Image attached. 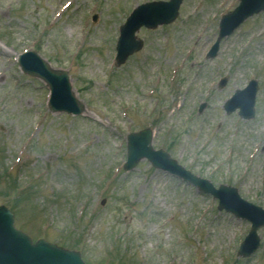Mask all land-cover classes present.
<instances>
[{"label": "rangeland", "instance_id": "obj_1", "mask_svg": "<svg viewBox=\"0 0 264 264\" xmlns=\"http://www.w3.org/2000/svg\"><path fill=\"white\" fill-rule=\"evenodd\" d=\"M147 1L0 0V205L34 240L88 264H264V226L240 256L248 220L147 159L123 167L127 135L149 128L154 148L264 208V10L211 59L220 18L239 0H183L173 23L138 30L141 50L119 65L120 26ZM31 49L69 71L83 114L49 110L47 84L18 65ZM252 78L245 119L225 105Z\"/></svg>", "mask_w": 264, "mask_h": 264}, {"label": "water", "instance_id": "obj_2", "mask_svg": "<svg viewBox=\"0 0 264 264\" xmlns=\"http://www.w3.org/2000/svg\"><path fill=\"white\" fill-rule=\"evenodd\" d=\"M182 0L158 1L139 6L127 22L121 27L117 45L118 64L124 63L129 55L140 50L143 42L135 33L142 27L156 28L160 24L172 22L178 15ZM264 9V0H242L241 5L225 15L220 23V36L210 51L215 57L222 37L230 34L244 19ZM19 64L25 73L43 79L50 86V109L52 112L80 114L84 105L72 90L66 72L52 69L49 63L37 52L31 51L20 56ZM257 86L251 83L245 90L237 91L225 105L226 110L241 108L245 118L254 116L255 94ZM127 170L133 169L139 160L147 158L155 167L168 171L197 186L201 191L211 193L220 199L219 208H225L238 217L252 221L253 227L242 243L239 254L249 256L259 246L256 230L264 224V210L242 199L238 190L231 186L220 185L216 188L209 180L192 174L171 158L165 150H156L152 146V131L145 129L128 136ZM14 216L5 207H0V264H85L77 251H70L46 240L33 244L31 239L14 227Z\"/></svg>", "mask_w": 264, "mask_h": 264}]
</instances>
